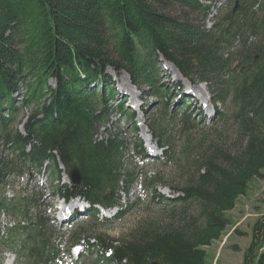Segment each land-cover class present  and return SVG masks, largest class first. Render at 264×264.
<instances>
[{
	"label": "trees",
	"instance_id": "16d2710c",
	"mask_svg": "<svg viewBox=\"0 0 264 264\" xmlns=\"http://www.w3.org/2000/svg\"><path fill=\"white\" fill-rule=\"evenodd\" d=\"M233 1L239 2L237 10L206 28L186 12L179 17L170 12L175 6L207 12L209 6L199 0H0V144L9 151L0 156V214L13 221L5 227L3 251H21L28 264H52L56 257L55 230L33 211L38 200L7 197L5 191L11 175L32 176L45 160H51L56 179L57 157L66 170L76 163L81 172L80 184L54 186L60 198L81 196L91 205L120 207L105 222L136 205L122 204L119 191L122 184L128 192L139 175L125 153L131 145L142 153V141H129L120 128L114 133L104 128L116 111L127 114L137 131L135 112L122 102L110 104L115 89L107 69L125 72L135 87L160 97L156 65L162 59L191 82L207 83L214 105L230 98L234 144L214 123L199 127L186 111L179 116L161 101V118L148 127L177 171L182 185L173 190L183 196L157 200L156 174L145 176L144 187L153 188L151 202L172 212L198 202L197 217L180 218L175 226L150 218L120 239L78 231L70 244L99 246L98 257L107 264H213L207 248L232 224L228 213L253 179H264V0ZM20 86L25 93L18 103ZM23 109H30L24 134L14 127ZM100 128L105 138L98 139ZM91 219L98 221L93 214ZM242 264H264V211L252 226Z\"/></svg>",
	"mask_w": 264,
	"mask_h": 264
},
{
	"label": "rangeland",
	"instance_id": "374dc122",
	"mask_svg": "<svg viewBox=\"0 0 264 264\" xmlns=\"http://www.w3.org/2000/svg\"><path fill=\"white\" fill-rule=\"evenodd\" d=\"M202 5L209 6L207 12H191L187 9H181L179 6L171 8V14L181 16L184 12L189 14V18L195 23L205 25L206 28H210L216 17H220L230 9L234 8L235 2L228 0H199ZM239 3V2H238ZM239 7V6H238ZM237 7V8H238ZM250 40H253L251 38ZM158 70V81L164 93H161L160 97H156L150 94L147 88H135L130 82L129 76L125 72L116 73L111 69H107V73L111 76L114 87L117 92V98L121 101L124 97V108H129L136 113L135 124L138 126V134L133 133V126L127 119V114L119 115L113 114L110 124V131L116 132L117 128H120L124 132L125 136L132 141L140 139L143 144L147 142H154L151 138V131L148 124L156 118H161L159 111V105L161 101H167L169 104V111H185L191 113L192 117L201 118L196 113V109L201 110V115L205 116V120H202L199 127L208 128L214 123V127L221 129L223 132V139L228 140V144H234L236 139V125L233 123V106L230 98H227L225 102L213 106L210 102L209 87L205 82H198L195 78V83L190 80L182 78L178 73L173 72L170 65L163 60L159 59L156 65ZM49 85L53 86L54 81L50 80ZM25 93L24 86H20L18 93L14 95L16 101L19 103L20 95ZM192 98V99H191ZM112 104V102H110ZM180 108V109H177ZM189 110V111H188ZM30 113V109H23L18 114L17 122L14 127L21 130V123L26 116ZM199 114V113H198ZM197 116V117H196ZM228 119L226 124H222L218 118ZM209 118V119H208ZM213 118V120H211ZM21 120V121H20ZM205 129V130H206ZM98 139L104 136V132L100 128ZM6 150V151H5ZM133 148L130 146L125 153V158L131 162V166L135 167L139 175H141L142 185L133 188L131 195L128 198L122 200L126 204L136 203V205L122 218L105 222L98 213V221L93 223L91 217L88 215L92 211H76L73 217L68 220L61 221L59 215L56 214V207L59 206L61 200L57 198V192L54 190V177L52 176V169H45L44 172L34 174V178L30 179L28 175L13 174L8 179L9 186L5 188L6 195L9 193L10 197L15 195H22L34 198L38 200V207L33 209L37 213L42 214L46 218L48 223L54 228V236L57 238L53 243L55 247L56 257L53 259L52 264H71L74 257H70L67 254L70 239L72 234L81 231L84 236L95 237L99 234H105L111 239H120L132 234L134 229L141 225L144 221L153 218V221L160 226H175L180 218L184 220L188 217H197L199 211L198 202H187L184 207L175 209L172 212L170 207H162L160 204H156L150 201L148 195H143L144 178L154 176L155 174L161 178V183L156 186H162L160 190H170L182 185L177 176V171L172 163L160 159L155 163L140 162V157L136 156L132 152ZM9 152L7 149L1 147L0 144V156L4 157ZM264 174V169H263ZM146 174V175H145ZM141 193H140V192ZM141 197H140V195ZM8 196V195H7ZM183 208V211H182ZM264 209V179L256 178L250 183V187L247 193L240 196L237 200L235 208L228 213V216L232 219L230 224L221 239L215 241L207 250L214 255V258L219 262L218 264H242L243 255L248 247L252 238V226L255 220L260 217ZM177 211V212H176ZM179 213L181 216L177 215ZM9 215H0V262L1 264H28V259L23 257L21 251H14L11 247L6 250H2V244L6 242V232L4 233L5 224L11 221L12 218ZM58 218V219H57ZM4 233V234H3ZM261 237V236H259ZM102 249L99 246L86 249L84 257L79 261L86 260L91 263L95 258H102L100 252ZM92 255V256H91ZM97 256V257H96ZM99 256V257H98ZM99 258V259H100ZM215 259L213 264H215ZM98 264H107L101 261Z\"/></svg>",
	"mask_w": 264,
	"mask_h": 264
},
{
	"label": "water",
	"instance_id": "95a60500",
	"mask_svg": "<svg viewBox=\"0 0 264 264\" xmlns=\"http://www.w3.org/2000/svg\"><path fill=\"white\" fill-rule=\"evenodd\" d=\"M237 5L238 4L236 2L235 7L233 9L234 11L237 9ZM69 177H70L71 183L76 184V185L81 183L82 175L76 163L71 164L70 169H69Z\"/></svg>",
	"mask_w": 264,
	"mask_h": 264
},
{
	"label": "bare ground",
	"instance_id": "6f19581e",
	"mask_svg": "<svg viewBox=\"0 0 264 264\" xmlns=\"http://www.w3.org/2000/svg\"><path fill=\"white\" fill-rule=\"evenodd\" d=\"M170 68H171V70H172L173 72H176V74L178 73V72L176 71V68H175V67H174V68H175V69H174L173 66L170 65ZM177 75H178V74H177ZM57 213H58V210H57Z\"/></svg>",
	"mask_w": 264,
	"mask_h": 264
}]
</instances>
